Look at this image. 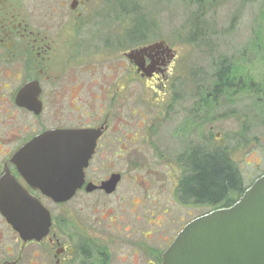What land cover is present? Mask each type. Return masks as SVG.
I'll return each mask as SVG.
<instances>
[{
	"label": "flooded vegetation",
	"instance_id": "obj_1",
	"mask_svg": "<svg viewBox=\"0 0 264 264\" xmlns=\"http://www.w3.org/2000/svg\"><path fill=\"white\" fill-rule=\"evenodd\" d=\"M132 13L121 0H0V205L19 203V191L25 190L51 213L48 233L41 239L25 240L0 208V264H115L121 259L116 256L120 245L133 253L121 259V264L163 263V254L178 233L162 250H153L145 241L133 238L126 219L132 212L118 217L112 209L96 206L88 213L73 207L89 196L115 195L127 173L135 171L134 158L140 152L148 153L146 173L152 175L161 158L155 154L156 162L151 163V153L157 151L163 126L171 121L175 138L183 134L184 124L190 125L192 148L185 153L187 157L182 154L175 160L182 176L187 158L200 151L193 146L199 126L195 109L184 119L179 92L169 91L178 53L165 40H152L144 25L136 37ZM240 61H226L218 74L222 81L214 75L209 95L216 99L224 94L230 107L243 102L240 94L246 92V100L247 93L253 94L252 106L257 111L245 112V117L256 114V118H264V77L260 81L250 77V69ZM137 84L150 87L158 100L162 98L156 105L159 117H152L146 103L141 105ZM173 101L181 105L175 103V117ZM57 131L95 137L84 183L65 202H55L32 187L21 172L26 159L19 156L37 136ZM220 135L217 132L215 137ZM226 140L221 138L220 143ZM247 141L245 136L243 144ZM234 148L227 145L224 154L237 168L239 187L245 190L233 204L264 175L263 170L246 184L247 176L233 157ZM102 171L107 172L103 177ZM114 174L120 180L109 193L102 185ZM89 185L96 188L89 190ZM44 200L55 208L63 207L64 213L56 215ZM144 213L146 216L148 211ZM143 236L147 240L148 232Z\"/></svg>",
	"mask_w": 264,
	"mask_h": 264
},
{
	"label": "rangeland",
	"instance_id": "obj_2",
	"mask_svg": "<svg viewBox=\"0 0 264 264\" xmlns=\"http://www.w3.org/2000/svg\"><path fill=\"white\" fill-rule=\"evenodd\" d=\"M121 1L133 10L131 20L135 22L136 37L140 36L144 25L149 28L152 40L163 39L178 53L177 66L169 85L173 87H169V91L174 95L179 92L184 119L187 113L191 117L192 107L195 109L199 126L193 138L194 148L205 153H211L213 149L224 153L226 146L233 144L236 147L233 157L241 164L243 175L247 176L246 184L250 183L264 170V118H256V114L245 117V112L256 113L257 108L252 106L256 96L247 93L246 100L244 92L238 96L243 98V102L229 107L224 94L220 93L213 99L209 93L214 75H218L230 59L234 63L242 60L245 68L250 69V77L259 81L264 77V0H213L203 7L186 0ZM137 86V98L142 97L141 105L146 103L145 106L152 109V117H159L156 105L162 98L158 100L150 87ZM175 103L178 102L173 101V117L176 116L175 108L178 105L181 108L179 103ZM245 119L249 126L247 131L243 124ZM184 126L186 129H182L180 138L173 136L175 126L172 121L163 126L156 141L157 151L151 153V163L156 162L155 154L161 158L158 167H153L152 175L146 173L148 153L140 152L134 158L135 171L127 173L115 195L89 196L73 207H82L88 213H92L96 206L103 207L114 210L113 215L118 217V214L132 212L126 219L133 238L145 241V245L153 250H162L188 221L212 210L210 206L180 201L179 188L184 176L175 160L192 148L190 125ZM217 132L221 133L220 137H215ZM245 136L248 141L243 144ZM221 138L227 139V143H220ZM106 173L102 171L100 175L103 177ZM236 197V194L231 196ZM44 201L56 215L64 213L63 207L55 208L49 200ZM136 216L140 220H136ZM146 232L147 240H143ZM129 248L120 245L116 256L121 259L132 257L133 253L125 252ZM121 259L115 264H121Z\"/></svg>",
	"mask_w": 264,
	"mask_h": 264
},
{
	"label": "water",
	"instance_id": "obj_3",
	"mask_svg": "<svg viewBox=\"0 0 264 264\" xmlns=\"http://www.w3.org/2000/svg\"><path fill=\"white\" fill-rule=\"evenodd\" d=\"M94 138L80 132L39 135L19 153L26 159L21 172L45 196L68 201L84 183ZM119 180L114 174L102 187L112 193ZM18 197L19 203L0 205L2 212L25 240L41 239L51 226L50 211L25 190ZM162 264H264V175L231 206L186 224L164 252Z\"/></svg>",
	"mask_w": 264,
	"mask_h": 264
},
{
	"label": "trees",
	"instance_id": "obj_4",
	"mask_svg": "<svg viewBox=\"0 0 264 264\" xmlns=\"http://www.w3.org/2000/svg\"><path fill=\"white\" fill-rule=\"evenodd\" d=\"M190 4L203 7L213 0H186ZM222 81V76L218 75ZM184 178L179 192L184 203H195L210 206L213 209L228 207L244 191L239 187L237 168L226 160L225 154L220 151L205 153L199 151L195 157L189 156L184 163ZM237 198V197H236Z\"/></svg>",
	"mask_w": 264,
	"mask_h": 264
}]
</instances>
